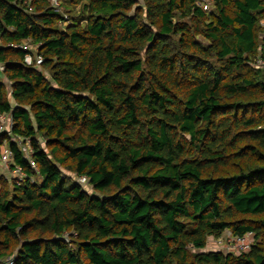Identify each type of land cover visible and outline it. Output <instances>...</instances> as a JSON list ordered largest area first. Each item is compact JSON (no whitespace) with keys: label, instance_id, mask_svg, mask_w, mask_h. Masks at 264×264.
<instances>
[{"label":"trees","instance_id":"16d2710c","mask_svg":"<svg viewBox=\"0 0 264 264\" xmlns=\"http://www.w3.org/2000/svg\"><path fill=\"white\" fill-rule=\"evenodd\" d=\"M24 1L0 0V114L38 170L10 141L0 264H264V0H67L65 28ZM228 230L256 241L209 250Z\"/></svg>","mask_w":264,"mask_h":264},{"label":"built area","instance_id":"2783aa9c","mask_svg":"<svg viewBox=\"0 0 264 264\" xmlns=\"http://www.w3.org/2000/svg\"><path fill=\"white\" fill-rule=\"evenodd\" d=\"M32 1L33 0H25V4H27L29 6V11L34 12V7L32 5ZM52 5L59 7L60 6V0H51ZM205 8L209 9L210 5L209 3L205 4ZM0 43H1V38H0ZM22 48H24L25 50H29L30 47L28 46V44H26V42L24 43L23 46H21ZM39 62H43V57L42 56H38L37 57ZM26 62L27 64L31 65L33 63V56L28 53L26 55ZM257 68H264V58L262 57H258L257 61H256V65ZM4 70V66L0 65V71ZM14 120H13V116L11 113H3L0 114V132H6L8 133L10 136L12 135V129L14 127ZM12 141H13V137H11ZM14 142L18 143V145L21 146V144L17 141V138L14 139ZM31 143V142H30ZM31 145V144H30ZM32 147V146H31ZM31 147H24L22 148L23 152H24V157L28 160V162L30 163V166L35 169L38 170L37 165L35 163V161L33 160V154H34V150ZM13 160H14V154L12 149L10 148V144L7 146H3L2 147V151L0 154V169L1 171L3 170H11L15 179L21 180L23 179L26 175L23 171V169L20 166H16L13 164ZM79 182L85 184L90 182V179L87 176H80L79 177ZM249 235H254V233H247L245 236H234L232 235V239L229 240V251L232 252H236L237 254H242L245 253L247 251L250 250L251 248V242L250 240H248L247 236ZM9 264H14L13 260H9L8 262Z\"/></svg>","mask_w":264,"mask_h":264},{"label":"rangeland","instance_id":"374dc122","mask_svg":"<svg viewBox=\"0 0 264 264\" xmlns=\"http://www.w3.org/2000/svg\"><path fill=\"white\" fill-rule=\"evenodd\" d=\"M66 1V2H65ZM62 2L64 3L63 5H65L64 7V9L63 8H61V9H56V10H58L62 15H63V20L62 21H60V23L62 24L61 25V27L63 28H65L66 27V25H68V21H66L65 19H67V15H66V12H65V10H71L72 9V5H70V4H68V2H67V0H62ZM202 2H203V4H205V3H208V1L206 2V1H204V0H202ZM144 5V0H139V4L137 5V6H143ZM137 6L136 7H134L133 8V10L131 11V13L130 14H136L138 11H140L141 9H139L140 7H138L137 8ZM206 6V5H205ZM78 8H80V7H77V9ZM143 14H144V12H143ZM261 25H262V27L264 28V21L261 23ZM262 37V36H261ZM197 39L200 41V42H203V43H205L206 45L207 44H209L208 43V40L207 39H205L203 36H198L197 37ZM1 44V43H0ZM29 44V43H28ZM34 46V45H33ZM34 51H35V53H36V48H34ZM261 54V53H260ZM42 62H39V60H38V58H36V64H33V65H36V66H39L40 64H41ZM39 69H40V67H39ZM44 73L45 74H47V77L50 79L51 77V75L48 73V71H46V70H44ZM1 133H6V132H1ZM6 134H8V133H6ZM8 136H9V138L8 139H4L3 140V142H2V145H1V147L2 146H5V145H9V142L10 141H12V139H11V137H13L14 139L15 138H17V141L21 144V147L22 148H24V147H31V143H30V139L29 138H24V137H22V136H18V135H14L13 134V132H12V135L10 136L9 134H8ZM14 139H13V141H14ZM44 139L42 138L41 139V142H43L44 143ZM45 144V143H44ZM32 148V147H31ZM1 152V151H0ZM3 173L2 174H4L7 178H9V179H12V180H14L15 179V177H14V175H13V173H12V171L11 170H8V171H6V170H3L2 171ZM67 173V172H66ZM67 174H69V175H71L72 176V179L75 181V182H79V177L78 176H74V175H72L71 173H67ZM70 176V177H71ZM86 188H87V190L89 191V192H92V185L88 182V183H85V184H83ZM233 234H232V232L231 231H226L220 238H210L209 239V243H208V249L209 250H221V251H224L226 254L228 253V250H229V240H231L232 239V236ZM247 238H248V240H250V242H251V246H252V244L253 243H255V234L253 235H249L248 234V236H247ZM236 253V252H235ZM237 254V253H236Z\"/></svg>","mask_w":264,"mask_h":264}]
</instances>
